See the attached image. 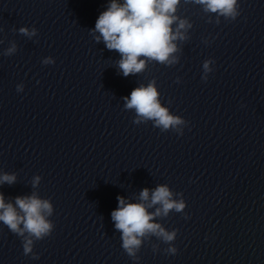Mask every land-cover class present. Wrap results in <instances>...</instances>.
Returning a JSON list of instances; mask_svg holds the SVG:
<instances>
[{"label": "clouds", "instance_id": "1", "mask_svg": "<svg viewBox=\"0 0 264 264\" xmlns=\"http://www.w3.org/2000/svg\"><path fill=\"white\" fill-rule=\"evenodd\" d=\"M182 0H111L95 22L91 30L96 42L103 40L106 48L120 54L117 62L124 77L136 75L146 70L150 62H157L165 66H173L179 62L176 53L181 52L177 42L183 44L190 39L189 30L192 22L179 16L178 10ZM184 4H195L201 7L206 14H214L216 23L220 18L225 21H235L240 15L238 0H183ZM212 22L211 16L208 20ZM19 33L31 39L37 35V29L28 27L19 28ZM209 43L208 40L204 41ZM16 52L13 43L4 55L11 56ZM143 57V58H142ZM43 64H54L51 57L43 59ZM212 59L203 62L202 80L207 81L208 73L213 71L210 65ZM177 83L180 82L177 78ZM23 91V85H17V92ZM124 108L135 110L134 124L153 122V126L161 132L172 130L183 135L188 122L181 116L174 115L160 100V92L156 80L140 85L133 89L130 96L124 97ZM15 174L0 175V184H14ZM41 177L35 176L32 180L33 188L40 184ZM118 207L111 212V219L115 229L121 233L122 248L133 260H139L140 251L145 239L155 237L169 246L164 250L167 254L175 255L177 248L172 242L177 237L176 229L166 230L160 223L154 222L156 217H167L171 211L184 212L187 207L184 199H173V192L167 185H159L149 195V189L144 188L139 194L140 202H127L124 197H117ZM150 201V202H149ZM148 202V203H146ZM159 205L154 212L149 208ZM53 204L50 199H41L35 192L30 196L15 197L14 204L5 202L3 193H0V222L22 240L24 255L32 254L33 259L38 255L33 252L34 242L43 240L52 234L53 222L48 219L53 215ZM187 218V213H185ZM158 246L153 248L154 251Z\"/></svg>", "mask_w": 264, "mask_h": 264}]
</instances>
